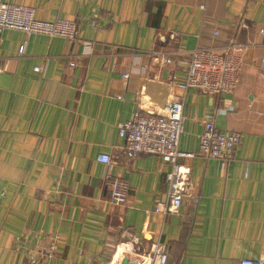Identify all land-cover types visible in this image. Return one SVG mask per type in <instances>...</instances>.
<instances>
[{
	"label": "crops",
	"instance_id": "obj_1",
	"mask_svg": "<svg viewBox=\"0 0 264 264\" xmlns=\"http://www.w3.org/2000/svg\"><path fill=\"white\" fill-rule=\"evenodd\" d=\"M1 1L33 7L38 20H75L77 33L0 32V264H29L26 250L34 264H144L154 240L167 264L264 258V0ZM93 13L98 28L87 23ZM231 44L240 61L231 92L177 86L192 48ZM174 97L179 150L197 152L207 116L240 137L225 167L178 159L190 196L163 215L152 206L165 197L169 166L144 153L125 159L117 125L136 109L159 114ZM105 174L126 181L123 205L106 200Z\"/></svg>",
	"mask_w": 264,
	"mask_h": 264
},
{
	"label": "built area",
	"instance_id": "obj_2",
	"mask_svg": "<svg viewBox=\"0 0 264 264\" xmlns=\"http://www.w3.org/2000/svg\"><path fill=\"white\" fill-rule=\"evenodd\" d=\"M98 15L91 14L87 23L98 28ZM3 29H15L25 34L37 33L49 37L58 36L68 41L75 39L77 24L75 20L55 19L42 21L34 17V8L28 5L8 3L0 0V32ZM259 32L264 35V25ZM239 48L233 44L224 51L212 48L194 47L189 51L185 73L177 86L182 89H194L204 94H220L231 92L237 81L240 61L235 55ZM154 59L164 64H171L172 59L166 52L154 50ZM72 66L73 63L68 64ZM127 78L126 73L121 74ZM173 78V77H172ZM120 97V96H118ZM182 100L174 97L163 107L159 114L148 115L136 109L129 119L117 125V136L122 141V151L125 159H131L139 153L155 155L169 169L164 172L165 197L155 200L152 212L156 214L176 213L184 197L190 196L191 183L188 177L189 169L178 163L180 158L202 156L216 159L225 167L235 158V151L240 133L237 131H220L207 116L203 121L202 131L198 137L197 152L178 149V139L182 131ZM104 164L110 162L106 154L96 158ZM108 189L106 200L113 205H123L126 199L128 185L120 177L103 176ZM3 193L0 192V196ZM54 245L50 243L41 254L50 258ZM29 264L36 262V254L25 251ZM168 255L165 247L159 241H152L141 262L144 264H167ZM238 264H264V258L240 259Z\"/></svg>",
	"mask_w": 264,
	"mask_h": 264
}]
</instances>
